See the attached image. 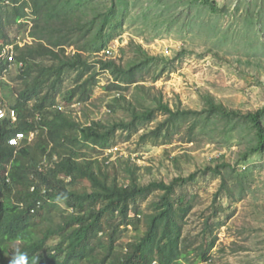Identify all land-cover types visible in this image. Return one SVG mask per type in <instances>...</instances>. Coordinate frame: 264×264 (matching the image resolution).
<instances>
[{
  "label": "trees",
  "instance_id": "obj_1",
  "mask_svg": "<svg viewBox=\"0 0 264 264\" xmlns=\"http://www.w3.org/2000/svg\"><path fill=\"white\" fill-rule=\"evenodd\" d=\"M89 2L0 0V80L13 66L19 70L18 87L9 88L10 96L3 97L16 120L0 122V264H9L16 248L29 257L39 256L38 264H182V255L193 247L197 256L192 264H212L214 231L222 226L214 219L224 209L214 207L200 233L189 236L184 232L194 199L177 190L198 176H213L220 180L214 202L222 195L233 198L228 176L238 172L235 168L224 162L170 183L140 185L136 165L120 160L116 166L88 155L110 150L123 134L129 140L163 116L154 129L141 135L142 143L168 142L172 131L186 121H190L187 142L210 121L241 124L253 131L255 139L240 156L246 161L264 149V107L242 113L207 100L200 112L171 108L137 84L149 68L159 66L157 58L143 54L128 68L113 60L90 62L88 56L104 51L120 34L122 22L113 2L105 12L82 21ZM203 2L216 10L210 0ZM22 31L29 43H23ZM7 47H11L8 54L1 56ZM69 48L73 54L67 53ZM172 68L164 64L159 75ZM97 70L113 78L105 87L116 95L110 112L124 110L127 120L81 125L61 110L59 97L67 105L90 98L98 83ZM134 84L154 105L126 98ZM2 86L8 87L1 81ZM18 132L35 135L14 149L7 141ZM245 180L238 174L232 183L240 195ZM129 231L133 238L122 241V233Z\"/></svg>",
  "mask_w": 264,
  "mask_h": 264
},
{
  "label": "rangeland",
  "instance_id": "obj_2",
  "mask_svg": "<svg viewBox=\"0 0 264 264\" xmlns=\"http://www.w3.org/2000/svg\"><path fill=\"white\" fill-rule=\"evenodd\" d=\"M203 1L90 0L83 10L82 21L105 12L113 2L122 27L104 51L88 56L89 61L113 60L128 68L143 54L157 58L159 66L149 68L143 78L137 79V84L151 95L161 97L171 108L200 112L207 100L242 113L264 107V0H210L215 11ZM20 37L24 38L23 43L31 41L23 31ZM67 53L73 54V49H67ZM164 64L173 68L159 75ZM97 71L98 83L90 98L85 103L67 105L59 97L61 110L81 125H89L90 121L109 124L127 120L124 110L115 115L110 112L109 104L116 95L105 87L113 78L109 73ZM18 74V68L13 66L0 80L8 86L0 87L3 108H7V98L3 97L10 96L9 88L19 85L15 80ZM71 81L65 83L63 92ZM135 85L125 92L126 98L134 104L138 99L147 106L154 105L145 91L137 90ZM163 119L158 116L147 130L129 140L123 134L110 150L88 156L116 166L120 160L136 165L140 185L152 181L170 183L208 166L229 163L238 171L228 176L233 198L222 195L214 202L220 180L213 176H198L195 182L177 190L194 199L184 233L199 234L204 219L214 207L221 206L224 211L214 219L222 226L214 231L217 242L212 264H264V149L246 161L240 160L241 154L254 145L253 131L241 124L210 121L203 132L198 130L193 141L187 142L190 121H186L172 131L168 142L142 143L141 135ZM238 174L246 177L242 195L232 184ZM151 199L142 202V208ZM133 235L134 232H125L121 239L129 241ZM196 256L193 247L182 255L181 263L192 264Z\"/></svg>",
  "mask_w": 264,
  "mask_h": 264
},
{
  "label": "clouds",
  "instance_id": "obj_3",
  "mask_svg": "<svg viewBox=\"0 0 264 264\" xmlns=\"http://www.w3.org/2000/svg\"><path fill=\"white\" fill-rule=\"evenodd\" d=\"M0 109L3 110V112L5 114L4 117L2 119H0V122L5 120V119H9L12 123L15 122L16 113L14 110L3 108V107H0ZM11 112L14 113V117H12ZM18 134H21L23 137L21 139H19L16 144H11L10 141L12 139L17 138ZM34 135H35V133H31L30 135H26L22 132H18L13 137L9 138L7 143L10 147H13L14 149H18L24 140L27 139L28 141H31L33 139ZM38 261H39V256L29 257L27 252L22 251L20 248H16L14 250L13 254L11 255L10 259H9V264H38Z\"/></svg>",
  "mask_w": 264,
  "mask_h": 264
},
{
  "label": "built area",
  "instance_id": "obj_4",
  "mask_svg": "<svg viewBox=\"0 0 264 264\" xmlns=\"http://www.w3.org/2000/svg\"><path fill=\"white\" fill-rule=\"evenodd\" d=\"M9 49H11V47H7V49L4 50V52L2 53L1 56L5 55V54H8V50H9ZM108 53H109V52H107V54H108ZM11 57H12V53L10 52V54H9V56H8V60H9V61L12 60ZM4 115H5V114H4L3 110L0 109V119H2V118L4 117ZM11 115H12V117H14V113H13V112H11ZM22 137H23V136H22L21 134H18V135H17V138L12 139V140L10 141V143H11V144H16L17 141H18L19 139H21Z\"/></svg>",
  "mask_w": 264,
  "mask_h": 264
}]
</instances>
